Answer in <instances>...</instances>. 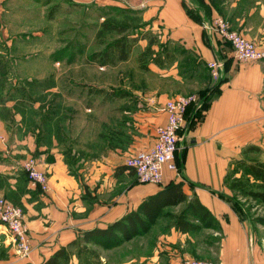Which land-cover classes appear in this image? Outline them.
Returning a JSON list of instances; mask_svg holds the SVG:
<instances>
[{"label":"crops","instance_id":"1","mask_svg":"<svg viewBox=\"0 0 264 264\" xmlns=\"http://www.w3.org/2000/svg\"><path fill=\"white\" fill-rule=\"evenodd\" d=\"M16 1L7 0L8 7L3 4L0 13V62L8 66L9 62L20 63L18 68L0 70V86L3 81L11 82V86L5 83L0 87V198L23 209L32 251L28 258H20L0 222V264H44L62 249L73 252L69 264H111L110 256L123 251L127 257L118 264H182L189 259L264 264V244L256 237V225L235 209L234 193L225 183L246 147L264 149V60L238 62L232 48L204 28L205 23L223 17L247 39L264 44V0H67L79 8L96 3L100 11L135 19L139 22L133 34L139 38L135 48L141 46L143 52L149 45L143 36L150 34L157 41L154 50L169 52V62L166 60L163 67L151 64L148 71L158 74L162 81L187 86L181 93L156 87H115L111 101L117 97L128 99L130 94L133 100L115 107L121 112L119 126L103 127L98 151H90L96 141L86 145L87 151L75 150V137L61 127L58 116L44 112L41 104L36 106L37 121L27 125L26 95L35 85L24 89L17 81L31 75L22 66L27 54L33 58L42 52L34 50L35 45L27 43L30 36H26L32 33L29 30H35L32 14L38 10L40 19L42 10L36 5H17ZM41 35L39 31L34 33L35 37ZM214 59L226 64L224 79L217 84L207 66ZM38 78H42L41 73ZM28 80L36 84L42 79ZM38 87L42 93L59 95L58 85ZM213 90L216 92L209 107L181 133L176 154L181 177L165 169L160 184H139L126 161L154 146L156 129L168 120L159 108L181 94ZM101 91L108 92L106 88ZM112 132L122 139H110ZM73 156L89 157L78 166L81 177L71 169ZM31 158L49 178L47 194L29 183L24 164ZM171 185H179L187 200L165 207L149 233L112 250L87 244L99 255L92 258L95 262L84 254L80 256L77 247L70 248L85 233L106 229L137 213L141 205L165 193ZM196 202L219 223L220 229L203 227L186 233L178 229L177 221L183 214L192 224L202 225L194 208L188 209Z\"/></svg>","mask_w":264,"mask_h":264},{"label":"rangeland","instance_id":"2","mask_svg":"<svg viewBox=\"0 0 264 264\" xmlns=\"http://www.w3.org/2000/svg\"><path fill=\"white\" fill-rule=\"evenodd\" d=\"M6 1L3 0V4ZM18 3L22 6L23 4L24 6L29 4L36 5V8L42 10L43 16L40 19L38 18V10L32 14L31 17L36 22L35 30H29L32 33L26 35L31 38L27 43L30 42L31 46L35 45L34 50H42V52L38 57L36 55L33 58L30 53L27 54L29 56L26 58V64L22 66L31 75L26 79L19 78V81H17L24 89L29 84L35 85L29 89L30 93H28V96L26 95L29 105V109L27 108L26 110L27 125L34 124V120L37 121L39 116L36 114V106L41 104L43 109H46L44 112L47 111L50 117L58 116L62 122L61 127L69 135H72L71 137H75V150L79 151L82 149L87 151L86 145L89 146L90 143L96 141V145L90 151H98L97 142L101 138L100 133L103 127L106 126L108 129V127L113 128L115 125L119 126V120L122 118L121 112L119 107H115L118 104H125L128 100H133V95L130 94L128 99L121 98V100L117 97L111 101L110 94H112L111 92L115 87L122 86L127 90L132 88L148 90L156 87L179 91L180 93L186 91V85L162 81L158 74L142 70L137 61L140 52L143 50L141 46L135 48L133 45L132 50L134 52L128 62L102 66L100 63L101 56L99 55L121 37L117 28L123 26L131 30L132 27H139V22L135 19L131 20L129 15L123 16L109 11H100L96 3H90V7L85 8L74 7L68 4L67 0H17L16 4L18 5ZM5 5L7 8L8 5ZM3 8L4 6H2ZM36 31L42 33L41 37L34 36ZM9 64L10 66L0 62V70L18 68L20 63L13 62L11 64L9 62ZM39 73L42 74V78H38ZM29 78L37 79L35 81L42 80L39 81L40 83L36 82L34 84V81L28 80ZM5 83H7L6 86H11L10 81H3V87ZM213 83L215 84V81ZM39 85H58L59 95H55L54 92L50 91L42 93L40 90L38 91L40 89ZM103 88H106L108 92L104 93V91H101ZM193 95L199 96L197 93L181 94L180 96ZM124 97H126V93ZM124 120H126V117ZM115 138L118 140L122 139L119 136L115 137L112 132L110 139L113 140ZM250 147L252 146L244 149V156L240 160L236 159L235 163L238 161H259L264 163V149L259 148V150L255 151L250 150ZM85 159H89V157L78 158V156H73V167L71 169L74 175L80 177L83 175L78 173V170L80 165L84 164L83 160ZM237 170L238 168L234 165L230 172H232L234 177L239 178L241 173L234 175V171ZM249 204L254 205L251 201ZM251 215L264 216V207L256 205L251 211ZM255 228L256 237L260 241L263 240L264 244V228L258 225ZM110 257L111 264H118L127 257V254L123 251V253L113 254ZM91 261L95 262L93 259Z\"/></svg>","mask_w":264,"mask_h":264},{"label":"trees","instance_id":"3","mask_svg":"<svg viewBox=\"0 0 264 264\" xmlns=\"http://www.w3.org/2000/svg\"><path fill=\"white\" fill-rule=\"evenodd\" d=\"M189 12L190 14H193L192 11L189 10ZM136 28L132 27L131 30L128 29V27L126 28L123 26L117 28L121 37L115 40L102 54L99 55L101 56L100 63L102 66L114 65L118 62H125L129 59L133 45L135 46L139 40V38L133 36ZM143 37L148 39L149 45L139 55L138 60L142 70L148 71L151 64L163 67L167 61H170L168 51L164 54L163 52H157L153 49V46L156 45L157 41L152 35L146 34ZM163 57L166 58L163 59ZM215 92L216 90L211 92H201L199 94V97L203 102V111L209 107L212 95ZM203 111L198 110L195 112V110L190 109L188 111L189 122H191V120L194 121ZM191 112L194 114L192 116L193 118L190 115ZM249 149L255 151L259 150V148L255 146H252ZM234 165L238 168L237 171H234V175L241 173V176L239 178L234 177L232 172H229L225 178V183L229 185L234 193V207L242 217L250 218L252 224L264 227V216L251 215V211L256 205L264 207V163L259 161H238L234 163ZM178 167L181 171V164L180 166L178 165ZM186 200L187 197L183 194L181 187L179 185H171L165 193H160L141 205L137 213L129 214L106 229H96L85 233L82 236L81 241H74L70 245V248L77 247L80 256L84 254L90 259L96 258L99 256L98 253L88 248L86 246L87 244L98 245L106 250L120 247L124 243L133 240L135 237L149 233L162 215L165 207L178 205ZM243 200H245V202H243ZM250 201L254 203V205H250ZM192 208L196 211L195 215L201 218L200 221L202 225L192 224L185 219V214H183L177 221V227L180 231L186 233L202 229L203 227L220 229L219 223L210 216L209 212L198 202L190 203L188 209ZM207 218L210 220H207ZM82 243L85 245H82ZM72 256L73 252L69 249H62L55 253L44 264H69Z\"/></svg>","mask_w":264,"mask_h":264},{"label":"built area","instance_id":"4","mask_svg":"<svg viewBox=\"0 0 264 264\" xmlns=\"http://www.w3.org/2000/svg\"><path fill=\"white\" fill-rule=\"evenodd\" d=\"M3 0H0V13ZM205 30L214 38L229 44L234 52L235 59L241 63L259 62L264 60V44L247 39L243 34L232 29L230 23L223 17H217L210 23H205ZM208 70L215 83L224 79L226 64L222 59H214L208 64ZM193 109L203 111V102L199 96H178L168 100L159 110L168 115L167 123L156 129L157 137L154 146L147 151H141L126 161V165L135 171L140 184H160L163 173L168 169L178 177L181 171L176 162L178 144L181 133L188 124V111ZM29 183L42 193L50 192L49 178L46 173L38 169L35 159H28L24 164ZM0 222L7 228L10 236V246L13 247L20 258L26 259L32 251L29 230L24 221L23 209L0 198ZM182 264H217L208 260L189 259Z\"/></svg>","mask_w":264,"mask_h":264}]
</instances>
